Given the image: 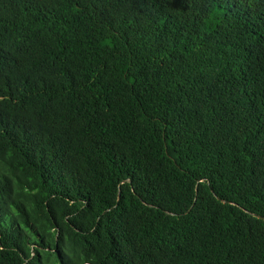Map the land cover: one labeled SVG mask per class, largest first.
I'll use <instances>...</instances> for the list:
<instances>
[{
	"label": "trees",
	"instance_id": "1",
	"mask_svg": "<svg viewBox=\"0 0 264 264\" xmlns=\"http://www.w3.org/2000/svg\"><path fill=\"white\" fill-rule=\"evenodd\" d=\"M0 264H264V0H0Z\"/></svg>",
	"mask_w": 264,
	"mask_h": 264
}]
</instances>
